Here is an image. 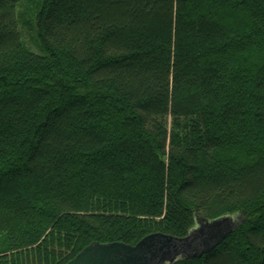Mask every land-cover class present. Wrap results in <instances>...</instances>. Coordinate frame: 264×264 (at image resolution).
<instances>
[{
  "label": "trees",
  "instance_id": "16d2710c",
  "mask_svg": "<svg viewBox=\"0 0 264 264\" xmlns=\"http://www.w3.org/2000/svg\"><path fill=\"white\" fill-rule=\"evenodd\" d=\"M223 216L174 264H264V0H0V264Z\"/></svg>",
  "mask_w": 264,
  "mask_h": 264
},
{
  "label": "water",
  "instance_id": "95a60500",
  "mask_svg": "<svg viewBox=\"0 0 264 264\" xmlns=\"http://www.w3.org/2000/svg\"><path fill=\"white\" fill-rule=\"evenodd\" d=\"M196 226L184 238L157 233L135 246L113 242L90 244L69 264H174L180 259H201L211 254L238 228L241 216L207 220L197 218Z\"/></svg>",
  "mask_w": 264,
  "mask_h": 264
},
{
  "label": "rangeland",
  "instance_id": "374dc122",
  "mask_svg": "<svg viewBox=\"0 0 264 264\" xmlns=\"http://www.w3.org/2000/svg\"><path fill=\"white\" fill-rule=\"evenodd\" d=\"M24 38L26 43L28 44V46L32 49H34L36 52L38 51L36 46H35V38H34V34L31 35L29 32H27L26 30L24 31Z\"/></svg>",
  "mask_w": 264,
  "mask_h": 264
}]
</instances>
